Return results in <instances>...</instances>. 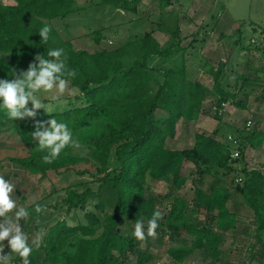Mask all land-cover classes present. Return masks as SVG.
Listing matches in <instances>:
<instances>
[{"label":"trees","instance_id":"trees-1","mask_svg":"<svg viewBox=\"0 0 264 264\" xmlns=\"http://www.w3.org/2000/svg\"><path fill=\"white\" fill-rule=\"evenodd\" d=\"M12 1H0V79L11 80L12 69L18 75L27 70L36 55L48 58L47 50L57 48L64 50L67 68L77 72L69 80L68 86L74 89L71 94L53 100L47 93H37L51 113L39 109L35 118L12 121L0 109V134L5 133L9 139L5 150H0V175L5 162H10L27 171L28 177L13 176L23 182L35 176L40 183L47 180L51 188L48 196L27 208L30 215L23 231L29 244L38 235L42 237L39 248L32 246L30 264H149L151 255L141 244H162L165 240L171 243L167 254L173 264H183L196 253L221 262L227 233L242 226L244 235H250V224L245 225L247 215L256 232L264 230V174L250 169L246 156L249 146L255 149L264 142L261 121L254 131H233V139L221 141L199 131L193 148L170 149L166 145L179 135L181 121L199 119L212 92L194 78L195 62L213 81L212 89L218 97V135L224 124V105L231 103L247 110L256 92V87L248 90L247 86H263L256 100L264 104V81L259 77L264 74V65H255L261 62V56H253L248 62L257 76L250 79L237 75L233 91L229 60L221 58L214 65L197 55L199 33L184 46L189 36L180 38L178 26L163 45L154 31H147L118 47L89 52L76 49L52 24L86 11L77 0ZM141 2L98 0L96 6L137 13ZM160 4L165 9L171 1L160 0ZM45 25L51 28L46 44L38 33ZM168 25L165 21L157 28L168 32ZM253 29L264 34V28ZM103 32L99 29L91 33L95 44H102ZM237 32L242 38V29ZM253 46L254 52L264 56V47ZM241 96L244 98L240 100ZM51 118L67 124L74 143L49 164L43 162L45 153L38 151L31 133L37 121ZM75 141L89 152L76 153ZM186 162L195 167L194 201L174 193L189 180L183 173ZM72 178L80 180L70 183ZM162 182L167 183L169 191L158 193ZM38 189L39 184L32 182L31 190ZM60 192H64L60 200L54 205L47 203ZM37 206L44 211L36 213ZM156 210L163 213L156 238L135 239V221L147 223ZM244 210L249 214L244 215ZM257 239L258 244H249L243 264H264V239ZM10 252L6 244L4 254ZM11 257V264H22L18 254L11 253Z\"/></svg>","mask_w":264,"mask_h":264},{"label":"rangeland","instance_id":"rangeland-1","mask_svg":"<svg viewBox=\"0 0 264 264\" xmlns=\"http://www.w3.org/2000/svg\"><path fill=\"white\" fill-rule=\"evenodd\" d=\"M5 4H13L12 0H0ZM79 5L86 7V11L75 14L66 20L58 19L52 22L60 31L64 38L71 40L76 49L87 50L94 52L103 47H118L131 39L133 35H143L147 31H154L156 38L163 45L167 43L170 36L178 26L181 31V37L189 36L184 40L183 45H189L191 36L198 34L197 55L203 58H208L212 64H217L219 59L229 60L230 79L229 84L231 89H235V79L237 75L244 74L250 79H254L257 75L255 70L248 68V62L254 57L261 56V62L255 64L257 68L264 65V56L259 52L253 51V45L264 47V34L254 36L252 28H264V0H170L171 4L165 9L161 8L160 0H142L137 5V13L126 11L122 8L113 9L110 7H98V0H77ZM226 17L223 20L225 23L222 26H217L214 20ZM232 20V21H231ZM168 25V32L158 30V24L165 22ZM103 29L104 40L101 45L95 44L91 39V33L95 30ZM242 29L243 37L237 35V30ZM237 32V33H236ZM223 33L224 38L220 35ZM261 35V36H260ZM227 36V37H226ZM203 40V41H202ZM244 45V48H243ZM250 50L246 51V47ZM192 62H190V65ZM192 66V65H191ZM192 68V67H191ZM194 78H198L205 83L210 89L205 102L204 110L199 117V121H181L178 125L179 135L175 140L169 139L167 147L170 149H185L193 148L196 142V134L201 131L207 136H216L221 141L233 139L232 127L244 128L247 131H254L258 121H264V104L256 100V96L260 94L262 87L260 84L247 86L248 90L256 87L255 94L250 97L247 112L238 109L233 104H226L224 111L225 121H229V128L221 127L219 134L215 131L219 127V121L215 118V105L218 101L217 95L213 92V81L209 75L204 73L203 66L199 62L193 64ZM259 77L264 81V74ZM242 81L239 82V86ZM237 88V86H236ZM69 90H72L68 86ZM73 91H66L62 96L71 94ZM54 93H47V96H52ZM241 96L239 99H243ZM223 123V122H222ZM261 131V128L259 129ZM262 132V131H261ZM263 133V132H262ZM8 137L5 133L0 134V150H5L8 146ZM264 141V140H263ZM264 145V142H263ZM261 145L264 152V146ZM74 151L82 155H86L89 150L83 147L79 142L75 141ZM260 148V147H258ZM254 149V148H252ZM247 156V152H246ZM252 154V169L259 170L264 174V167L259 162L253 161ZM250 165V163H249ZM240 170V166H237ZM195 167L192 163L186 162L183 173L188 177V182L184 188L174 193L184 199L194 201L196 199L193 186V173ZM27 176V171L21 169L10 162H5L4 169L1 173L6 180H9L15 185V190L12 193V198L17 202L18 207L23 206L26 209L41 201L51 192L50 183L47 180L39 182L38 178L32 176L28 181L23 182L20 177ZM80 179L72 178L69 182L75 183ZM32 182L39 184L38 191H33ZM65 183V181H64ZM68 183V182H66ZM68 183V184H70ZM169 186L162 182L156 192H168ZM64 196V192H60L47 203L54 205ZM229 207L233 205L230 203ZM244 215L249 214L247 210L243 211ZM9 216L14 217V213ZM250 215H247L246 224H250V235H244V227L240 226L235 231H230L225 235L222 244L225 250L224 259L221 262H214L204 253H196L183 264H243L247 261L248 248L251 242L257 243V237L264 239V230L256 232V225ZM61 217V215H60ZM4 222V218L0 217V223ZM22 230L28 223V218L19 221ZM145 223L144 225H146ZM125 229V226H123ZM4 246L8 244L7 240ZM258 244V243H257ZM171 246L170 241L165 240L162 244L150 243L141 244V247L149 252L151 261L149 264H173V260L168 256L167 250ZM3 247V244H0Z\"/></svg>","mask_w":264,"mask_h":264},{"label":"clouds","instance_id":"clouds-1","mask_svg":"<svg viewBox=\"0 0 264 264\" xmlns=\"http://www.w3.org/2000/svg\"><path fill=\"white\" fill-rule=\"evenodd\" d=\"M51 28L45 25L39 30L41 40L46 44L50 38ZM47 57L36 55L33 62L29 63L27 70H22L18 75L12 69L11 80L0 79V109L4 110L9 120H24L35 118L39 109L51 113L37 93H54L51 99L56 100L69 90V80L75 78L77 72L67 68V57L62 48L47 50ZM31 103V108L28 107ZM32 140L38 145V151L45 153L42 156L44 163H52L59 158L61 152L70 144H73L72 133L64 122L55 118L47 121H37L35 130L31 133ZM15 185L0 175V217L4 222L0 223V264H11V253H16L21 258L22 264H30L29 257L33 251V245L39 248L42 237L37 236L29 244V238L22 230L19 221L29 217L28 210L17 205L12 198ZM44 211L37 206L36 213ZM14 213L13 216H9ZM163 213L159 210L153 212L147 222V232L142 220H136L132 235L139 241L147 237L156 238V229ZM7 240L11 252L4 254V241Z\"/></svg>","mask_w":264,"mask_h":264},{"label":"crops","instance_id":"crops-1","mask_svg":"<svg viewBox=\"0 0 264 264\" xmlns=\"http://www.w3.org/2000/svg\"><path fill=\"white\" fill-rule=\"evenodd\" d=\"M223 20H226L227 21V23H228V20L229 19H227L226 17H224V18H222V17H220L219 18V20L218 19H216V20H214V23H216L217 24V26H222V27H224L223 25L225 24L224 22H223ZM232 21V20H231ZM229 22H230V20H229ZM252 34H254V36H257L259 33L258 32H255L254 31V29L252 28ZM223 34V33H222ZM221 34V35H222ZM220 35V36H221ZM250 101V100H249ZM249 105V104H248ZM226 110V108L224 109V111ZM242 112H247V110H243ZM224 113V112H223ZM200 119H198V120H195V121H199ZM223 126L224 127H228L229 128V121H225V119H224V114H223ZM258 122H260V121H258ZM262 123H261V126H260V128H261V131L263 132V134H264V121H261ZM232 129V131H236V130H241V131H243V130H246V129H244V128H240V127H236V128H231ZM263 145V144H262ZM264 146V145H263ZM262 148L263 147H261L260 146V148H255V149H252V146H249V148H248V150H247V159H248V162L250 163V165H249V168L250 169H252V154H253V161H257V162H259L260 163V165L262 166V167H264V152L263 153H260L261 151L260 150H262ZM262 172V171H261Z\"/></svg>","mask_w":264,"mask_h":264},{"label":"built area","instance_id":"built-area-1","mask_svg":"<svg viewBox=\"0 0 264 264\" xmlns=\"http://www.w3.org/2000/svg\"><path fill=\"white\" fill-rule=\"evenodd\" d=\"M226 105H224V107H225ZM230 139H232L231 137H230Z\"/></svg>","mask_w":264,"mask_h":264}]
</instances>
